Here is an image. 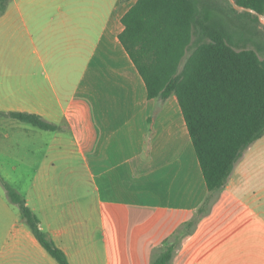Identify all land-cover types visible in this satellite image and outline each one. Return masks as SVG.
<instances>
[{
    "label": "crops",
    "instance_id": "crops-1",
    "mask_svg": "<svg viewBox=\"0 0 264 264\" xmlns=\"http://www.w3.org/2000/svg\"><path fill=\"white\" fill-rule=\"evenodd\" d=\"M129 1L104 0L96 13L80 0L10 3L0 16V154L41 158L31 188L61 191L23 197L70 264H152L170 243L169 264H264V136L210 193L177 97L150 99L120 41ZM4 253L3 264H59L21 218Z\"/></svg>",
    "mask_w": 264,
    "mask_h": 264
},
{
    "label": "trees",
    "instance_id": "trees-1",
    "mask_svg": "<svg viewBox=\"0 0 264 264\" xmlns=\"http://www.w3.org/2000/svg\"><path fill=\"white\" fill-rule=\"evenodd\" d=\"M12 1L0 0V16ZM236 3L264 15V0ZM122 24L120 41L143 78L148 97H177L208 190L220 192L244 151L264 136V59L254 49L236 47L212 9L201 7V0H137ZM8 116L45 131L57 129L38 115ZM0 182L48 254L59 264H70L41 230L24 197L1 175ZM176 246L166 244L152 264H169Z\"/></svg>",
    "mask_w": 264,
    "mask_h": 264
},
{
    "label": "rangeland",
    "instance_id": "rangeland-1",
    "mask_svg": "<svg viewBox=\"0 0 264 264\" xmlns=\"http://www.w3.org/2000/svg\"><path fill=\"white\" fill-rule=\"evenodd\" d=\"M128 2L130 1L128 0ZM79 4H86L94 13L103 10L105 6L104 0H80ZM202 4L208 5L212 9L214 19L226 27L232 43L236 47L254 49L259 53L260 58L264 59V23L259 18L255 19L258 16L250 12L236 10L230 0H201V7ZM189 54L190 51L187 56ZM14 151L16 154L12 156L0 154V175L18 193L35 199L40 196V193L42 196L53 197L57 191H61L48 189L49 192L44 193V190L32 189L30 181L39 175L41 158L38 155L24 158L18 149L14 148ZM28 164L33 165V170L28 167ZM83 193H85V187L63 191V196L78 197ZM19 218H21V214L18 207L10 202L0 182V264L5 262L2 256L5 254L9 234Z\"/></svg>",
    "mask_w": 264,
    "mask_h": 264
},
{
    "label": "water",
    "instance_id": "water-1",
    "mask_svg": "<svg viewBox=\"0 0 264 264\" xmlns=\"http://www.w3.org/2000/svg\"><path fill=\"white\" fill-rule=\"evenodd\" d=\"M232 6L236 9V10H241V11H246V12H250L255 14L256 16H258L259 20L264 23V15L259 13L258 11L251 9V8H246L243 6H239L235 0H230Z\"/></svg>",
    "mask_w": 264,
    "mask_h": 264
}]
</instances>
